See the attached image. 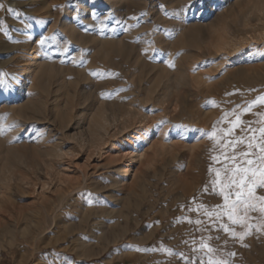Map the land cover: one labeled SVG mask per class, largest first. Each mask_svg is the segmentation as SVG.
<instances>
[{"label":"rangeland","instance_id":"374dc122","mask_svg":"<svg viewBox=\"0 0 264 264\" xmlns=\"http://www.w3.org/2000/svg\"><path fill=\"white\" fill-rule=\"evenodd\" d=\"M114 1L0 0V21L7 25L0 30V77L7 74L11 85L0 88V264H185L203 255L193 251L202 240L222 257L234 252L232 264H264V231L253 229L241 242L221 227L239 232V225L205 212L223 211L220 185L213 191L212 182L230 173L217 177L216 170L232 168L229 157L240 160L251 138L252 151L262 142L254 130L264 127V104L257 99L264 96V57L255 52L264 51V27L250 32L226 20L237 46L215 58L203 42L205 30L238 0ZM64 20L83 36L95 33L102 52L71 39L61 28ZM46 36L55 39L40 46ZM35 60L64 70L59 87L41 90L43 69L30 73ZM159 70L170 78L183 71L186 81L170 89L158 83ZM198 75L202 84L190 80ZM83 92L91 101L79 106ZM150 93L163 101L153 107L151 134L137 148L135 120L97 117L98 111L145 110L149 104L140 103ZM170 100L177 101L174 113L165 111ZM28 101L40 106L42 121L17 116ZM55 111L69 118L65 128ZM237 117L242 123L233 128ZM237 138L242 142L228 146ZM56 145L69 156L53 160L49 175L40 173L47 158L39 153ZM26 165L33 168L32 186L20 181ZM250 215V223H258L259 213Z\"/></svg>","mask_w":264,"mask_h":264},{"label":"bare ground","instance_id":"6f19581e","mask_svg":"<svg viewBox=\"0 0 264 264\" xmlns=\"http://www.w3.org/2000/svg\"><path fill=\"white\" fill-rule=\"evenodd\" d=\"M118 1L119 0H115L114 3L117 4ZM228 19L231 20L232 22H234V24L237 25L236 27H240V28H246L247 27V28H250V30H249L250 32L254 31V30H260L262 27H264V0H238L233 5V8L231 10H229L228 13H226L224 15L223 14H217V15H215L213 17L210 25H208L206 30H205V37H204L203 42L207 45V49L210 51V54L213 57H215V58H217L221 54L223 55V54L231 53L234 50L235 46H237L236 45L237 36L235 34L236 32H232L231 29L225 25V22ZM61 28L65 31L64 33H66L69 37H71V39L77 41L79 44L82 43L83 41H86L94 49H96L97 51H101L102 50L103 41L99 40L100 38H96L95 39V35H96L95 33L92 34L91 36L88 35V37L83 36V34L79 33L78 29L76 30V28L68 20L67 21L64 20L61 23ZM249 31H248V29H246V30H244L243 33L247 34V33H249ZM107 42L108 41H105V43H107ZM32 67H33L32 71L30 72L32 75L38 73L40 69H43L42 75H41L40 80H39L40 81L41 90L47 91L49 85L50 84H55V83H56V86L59 87L60 83H58V81L60 80L61 74H63V72H64L63 69H59V68L57 69L54 66H51V65H48V64L42 62V60H40V61L39 60H35ZM153 69H155V68H153ZM65 72H67L66 69H65ZM79 72H81V71H79ZM87 74H85V73L82 74V79L83 80L87 79L86 78ZM32 75H31V77H32ZM49 75L53 76L52 80L49 79ZM159 75L160 76H159L158 80L160 82L158 81V83H160V84L163 83L164 85H166L170 89L174 88L175 86L176 87L179 86L181 83L185 82L186 78H187L186 73H184L183 71L182 72L180 71V73L178 75L175 74L176 76L174 78H170V76L168 75V72H166L164 70H159ZM28 79H30V77ZM28 79H27V81H29ZM190 80L192 82H194V83H199V84L203 83L202 78H201L200 75H198L195 78H192ZM81 83L82 82H80V84ZM74 84H76V83H74ZM74 86L76 87V85H74ZM72 88H73V86H72ZM147 92H149V91L147 90ZM19 94L22 95L23 92H21V90H20ZM82 95H83V97L79 98V101H81V102L78 103L79 106H82L84 103L91 101V97H90V95L88 93H84L83 92ZM150 96H153V97H150ZM162 97H161V95L159 96V94L150 93L149 97H147V98H145L143 100L141 99L142 102L140 103V105L147 106L149 104L148 105L149 107L146 108L147 110L146 109L145 110H141V109H139V110H129V111H126L124 113V115H121L120 112L112 109V110H110L109 115H107L106 112L98 111L97 112V117H98V119H101V121H105V122L106 121L117 122L118 119L121 118L122 116H124V118L125 119L127 118L128 120L129 119L135 120L137 122V124H138L139 129H138L137 136L135 137V141H134L133 145H134L135 148H137L151 134L152 127L148 124V122H149L148 119H149L150 114L152 113L153 107L156 106V105L157 106L162 105V102H161ZM167 97H168V95H167ZM37 100H39V99H37ZM30 101H28V103H26L23 107H20L16 111V114L21 119L23 117L25 120L28 119V120L40 121L41 120L39 118V113H40L39 111L40 110L38 109L40 106H37V105L34 106L33 104H34L35 101L33 100L34 101L33 104ZM37 102H39V101H37ZM169 102H170V105L168 106V108L165 111H167L166 113H169V112L174 113L176 111V109H177V106H176L177 105V101L176 100H170ZM68 103H69V101H68ZM41 104H43V103H41ZM204 106H205V104L201 103V107H204ZM24 108H29L30 109L29 111L32 112V113H30L31 115H28V116L23 115L22 113L24 111L23 110ZM41 108L43 109V107H41ZM139 108H140V106H139ZM53 114H54L53 115L54 119H58V120L60 119L61 120L60 123L63 126V128H65L66 124H69L68 120H65V119H69V118H65L64 116L61 117V115L58 114V111H57V113L55 111V113H53ZM207 115L208 114L206 112H201V116L204 117L205 119H207V117H208ZM40 116H41V114H40ZM82 116L79 117V118L82 119ZM21 119H20V122L22 124V122H24V121H21ZM162 119H163V117H162ZM172 119H176V117H173ZM179 126H181V125H179ZM17 127H18V125H17ZM177 128L178 127H176V130H177ZM181 128H182V130L186 129L185 126H182ZM183 132H181V133L183 134ZM79 138L81 140V143H82V141L84 142L83 135L80 134ZM95 142H96V137L94 136L93 137V143H95ZM64 154L68 155L67 153H64L63 150L60 147H58V145H56L54 148L48 150L46 153H39L41 158H43V159L47 158V160H45V162H44V165H46L47 168L45 170L42 169V168H39V172L43 173L45 171V174L49 175V173H47L48 172L47 169H49V164H52L51 162L53 160L54 161H56V160L58 161V160L62 159ZM5 170H6V172L10 173V170L7 167H5ZM26 173H27V176H25L24 178H20V181H22V183L24 185H26V186H30V185L32 186L33 179L31 178V175L33 174V168L31 166L29 167V166L26 165ZM34 176H35V174H34ZM5 185H6V183H5Z\"/></svg>","mask_w":264,"mask_h":264},{"label":"snow or ice","instance_id":"6c2138e0","mask_svg":"<svg viewBox=\"0 0 264 264\" xmlns=\"http://www.w3.org/2000/svg\"><path fill=\"white\" fill-rule=\"evenodd\" d=\"M2 8H4V5L0 4V9ZM7 11L9 13H14L17 17L22 15L21 12L12 9L11 7H8ZM6 29V23L4 21H0V30ZM54 39L55 37L46 36L42 37L38 43L40 46H44L46 42ZM255 54L264 57V51L257 50ZM166 62L168 63L169 67H174L171 61ZM6 76L7 74H4V77ZM4 77H0V88L7 89L11 85ZM257 99L259 103L264 104V96L258 97ZM250 108L251 105H249V108L245 109V111H249ZM238 123H242L239 121V117H237V123L233 124V128L237 127ZM3 130V126H0V132ZM228 131L229 134H231L232 129L230 128ZM254 131H259L261 133L260 139L262 142L258 145V151H252V141L255 139V137H253L248 142L249 152L240 151V160H237L235 153L229 157V159L234 162L232 168L225 167L224 169L216 170L217 177L220 176L221 171L230 173L223 177L222 182L219 179L212 182L213 191H215V186L218 183L220 185L219 194L224 197L225 201L223 205V211L216 213L207 211V209H205L206 215L209 217L215 215L216 218L219 219L221 215H226L232 225H239L241 228V231L239 232H237L234 228H229L227 225H221V227L231 238L238 239L241 242L245 239V237L251 234L253 229H255L257 232L264 231V195L257 194L258 189H264V127ZM208 135L214 136L215 130H213V132ZM241 142L242 141L237 138L235 141L229 142L228 146L235 147L236 144ZM249 156L250 158H248ZM216 159L217 157H213V160ZM226 189L230 191H226ZM87 195L91 196V193H88ZM233 195L235 196V199H231ZM89 203H91V200ZM251 213H259L258 218H256L258 219V223H250V221L254 219V217L250 215ZM189 223H192V221H189ZM195 223L200 225L202 222L200 220H196ZM140 250L141 249H137V251ZM162 250L167 252L169 255H172L171 249ZM193 251L201 252L203 255L194 257L192 260H186L185 264H196L197 259L199 260V264H232L230 258L235 256L234 252H229L223 257L217 255L219 250L209 246V244L204 240L201 241L199 249H193ZM56 264H59V261H57ZM64 264H72V261L65 260Z\"/></svg>","mask_w":264,"mask_h":264}]
</instances>
